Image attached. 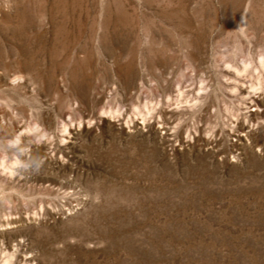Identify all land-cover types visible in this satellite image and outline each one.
I'll list each match as a JSON object with an SVG mask.
<instances>
[{
  "label": "rangeland",
  "instance_id": "374dc122",
  "mask_svg": "<svg viewBox=\"0 0 264 264\" xmlns=\"http://www.w3.org/2000/svg\"><path fill=\"white\" fill-rule=\"evenodd\" d=\"M264 264V0H0V264Z\"/></svg>",
  "mask_w": 264,
  "mask_h": 264
},
{
  "label": "bare ground",
  "instance_id": "6f19581e",
  "mask_svg": "<svg viewBox=\"0 0 264 264\" xmlns=\"http://www.w3.org/2000/svg\"><path fill=\"white\" fill-rule=\"evenodd\" d=\"M11 261H12V258L10 259L9 257H7L2 264H10Z\"/></svg>",
  "mask_w": 264,
  "mask_h": 264
}]
</instances>
